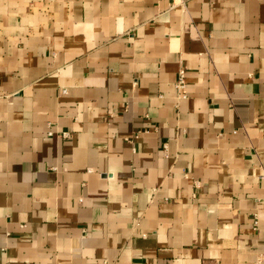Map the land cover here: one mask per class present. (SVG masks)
Listing matches in <instances>:
<instances>
[{"label": "crops", "instance_id": "1", "mask_svg": "<svg viewBox=\"0 0 264 264\" xmlns=\"http://www.w3.org/2000/svg\"><path fill=\"white\" fill-rule=\"evenodd\" d=\"M0 264H264V0H0Z\"/></svg>", "mask_w": 264, "mask_h": 264}, {"label": "built area", "instance_id": "2", "mask_svg": "<svg viewBox=\"0 0 264 264\" xmlns=\"http://www.w3.org/2000/svg\"><path fill=\"white\" fill-rule=\"evenodd\" d=\"M177 92H178V97H186V93L184 92V89L186 88V69L184 67H181L179 70V76L178 79L175 83ZM49 134H53V131H50ZM64 137H68L69 133H64Z\"/></svg>", "mask_w": 264, "mask_h": 264}]
</instances>
